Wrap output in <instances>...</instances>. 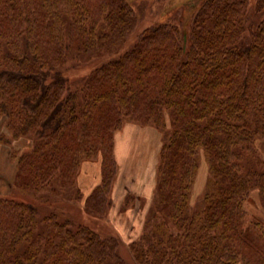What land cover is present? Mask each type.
<instances>
[{
  "label": "trees",
  "instance_id": "1",
  "mask_svg": "<svg viewBox=\"0 0 264 264\" xmlns=\"http://www.w3.org/2000/svg\"><path fill=\"white\" fill-rule=\"evenodd\" d=\"M144 1L0 0V119L30 142L14 184L78 198L83 163L97 161L100 181L83 210L101 216L118 172L116 134L125 123L149 126L163 145L152 210L129 244L134 263L264 264V226L247 223L245 209L257 192L264 213L255 147L264 140V0H202L188 33L170 19L182 5L160 7L168 19L124 50ZM96 61L77 80L65 74L69 63ZM200 155L208 179L190 211ZM118 247L0 196V264H126Z\"/></svg>",
  "mask_w": 264,
  "mask_h": 264
},
{
  "label": "rangeland",
  "instance_id": "2",
  "mask_svg": "<svg viewBox=\"0 0 264 264\" xmlns=\"http://www.w3.org/2000/svg\"><path fill=\"white\" fill-rule=\"evenodd\" d=\"M201 2L202 0H146L142 2L144 10L139 13L137 27L124 50L135 43L137 35L143 29L157 24L159 19H166L163 17L165 15L160 7H166L169 10L182 5V12L170 14L172 16L170 19L173 22L176 19V23L188 33V19L194 7ZM254 2L255 0H250L251 4ZM97 64L99 61L88 66L69 63V71L67 70L65 74L71 79L77 80L89 73ZM162 145L163 136L156 129L131 123L124 124L123 129L115 136L118 172L117 181L115 178L109 194L110 207L106 213L95 216L83 210L86 197L98 185L92 186L89 191L85 192L86 187L84 186L91 181V178L82 179L83 182L79 181L78 189L81 197L77 196L78 198L74 195L66 197L56 195L48 189L37 196H31L15 186L14 175L17 157L30 149V142L24 139L14 140L6 128L5 118L2 117L0 119V196L34 204L41 217L54 213L60 221L70 220L74 224L87 226L102 237L116 238L119 242L120 257L126 264H135L129 251V244L140 235L142 224L152 210L156 167ZM255 147L261 158L264 159V140L256 141ZM207 179V166L203 156L200 155L198 173L190 199V211L199 208ZM114 186L119 190L115 198L113 196V190L116 189ZM245 209L248 212L247 223L260 222L264 226V213L259 206L257 192L250 195L245 203Z\"/></svg>",
  "mask_w": 264,
  "mask_h": 264
},
{
  "label": "crops",
  "instance_id": "3",
  "mask_svg": "<svg viewBox=\"0 0 264 264\" xmlns=\"http://www.w3.org/2000/svg\"><path fill=\"white\" fill-rule=\"evenodd\" d=\"M115 158H116V161L118 164V155H117V147L116 146H115ZM81 169H82V171L79 174L78 183H79V181L83 182V180H87V179L91 178V181L84 186V187H86L85 188V192H86V191H89V189L92 186H94V185L96 186L99 182V164L97 161L86 162L82 166ZM116 181H117V176H116ZM115 185H116V183H115ZM115 188L116 189L113 190L114 198L116 197V193L119 192L118 187H115Z\"/></svg>",
  "mask_w": 264,
  "mask_h": 264
}]
</instances>
